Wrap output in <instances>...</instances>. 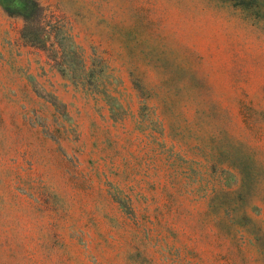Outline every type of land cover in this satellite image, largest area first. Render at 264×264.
<instances>
[{"label":"rangeland","instance_id":"obj_1","mask_svg":"<svg viewBox=\"0 0 264 264\" xmlns=\"http://www.w3.org/2000/svg\"><path fill=\"white\" fill-rule=\"evenodd\" d=\"M0 264H264V0H0Z\"/></svg>","mask_w":264,"mask_h":264}]
</instances>
